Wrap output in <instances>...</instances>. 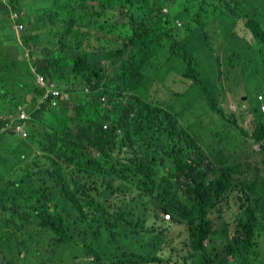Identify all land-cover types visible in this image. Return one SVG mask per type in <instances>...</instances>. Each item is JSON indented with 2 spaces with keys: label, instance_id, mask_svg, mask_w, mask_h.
Returning a JSON list of instances; mask_svg holds the SVG:
<instances>
[{
  "label": "trees",
  "instance_id": "1",
  "mask_svg": "<svg viewBox=\"0 0 264 264\" xmlns=\"http://www.w3.org/2000/svg\"><path fill=\"white\" fill-rule=\"evenodd\" d=\"M9 5L20 14L27 7L23 37L42 53L37 65L6 62L10 80L0 81V114L34 90L35 73L94 89L80 91L72 108L68 102L50 108L45 100L44 109L32 114L28 138L3 145L1 151L17 159L20 179L0 185V205L17 216V228L30 232L12 233L7 220L2 234L0 229V264H258L264 256V113L257 97L245 109L248 137L262 155L253 169L261 171L247 169L244 178L228 166L214 177L207 150L162 103L184 98L188 84L201 86L207 122L209 113L217 115L245 133L220 100L246 80L264 84V0ZM8 17L9 7L0 3V54L15 40ZM241 20L244 38L236 32ZM172 64L186 84L167 94L155 71ZM215 74L221 77L217 85ZM227 79L238 83L225 89ZM32 94L35 106L41 92ZM255 94L264 104V88ZM74 126L87 127L81 132ZM224 207L233 218L218 228L211 215ZM159 208L170 211L172 221L157 225Z\"/></svg>",
  "mask_w": 264,
  "mask_h": 264
},
{
  "label": "rangeland",
  "instance_id": "2",
  "mask_svg": "<svg viewBox=\"0 0 264 264\" xmlns=\"http://www.w3.org/2000/svg\"><path fill=\"white\" fill-rule=\"evenodd\" d=\"M40 3V2H39ZM27 18H30V15L27 14ZM31 30L33 26H30ZM243 25V20L240 21L239 26L236 28V32L241 34V38H244L246 35L245 33H248V30ZM20 36H22V33H20ZM6 33L4 32L2 38L5 39ZM255 43V41H254ZM255 46V44H253ZM14 49V47H10L7 51H11ZM20 53H18L17 58ZM245 64V65H244ZM247 64L251 65L247 62V60L244 61L243 65L246 66ZM175 64L170 65V67H164L160 71H155V75L158 76L159 81L165 88H169L170 91H164L162 90V87L158 85L156 87V91L158 93H164L167 92L171 93L173 89H182L184 88V85L186 84L185 79H183L180 76H176L175 71ZM246 71L248 68H245ZM251 69V68H250ZM264 72V71H263ZM1 73V70H0ZM216 78V85L220 81L221 77L218 75H214ZM151 78V77H150ZM152 79V78H151ZM264 79L262 80V82ZM224 86L225 89L237 84L238 80L235 82L232 80H225L222 81V86ZM244 86L242 85L239 88L233 89V91H227V95L224 96L220 100V105L222 108H225L226 110V116L230 117V112L228 110H232L238 117L239 122H243L242 127L247 132L248 135V129L247 121L250 118V114L248 112V109H245V104L248 106H255L256 105V94L255 92L260 89L264 88L263 85H255L254 83L246 80L244 81ZM173 87V88H172ZM172 88V89H171ZM187 90L185 97L180 96L178 98L171 99L170 101H166V106L170 108L173 112H175L179 118L181 125L186 128L194 137H196L203 147L207 150L208 155L210 156V164L215 167L213 170L212 175L214 177L219 175V171H217V168H221L223 166L231 167L233 172L239 173L238 176L243 177V175L240 171H245L247 169L253 170L254 173L258 174L260 173L259 170L253 169V167L256 168V161L259 159V163L261 164V158L262 155H260V152L254 153L253 151L257 150V144H255L253 147L252 140L248 139V137H245L244 135L240 134L239 131L232 126L231 124H225L224 120L217 117H212L209 113V120H214L210 125L205 124V121L202 117L203 111L206 107H208L207 100L204 98L203 89L201 86L193 85L191 87V84H188L185 87V90ZM164 91V92H163ZM166 95V94H164ZM247 98V99H246ZM242 100L244 102L241 104ZM242 110L244 113L242 114ZM49 125V122H48ZM246 125V126H245ZM87 126H80L79 128L73 127V131L76 129H79L81 132L86 129ZM2 135H5L4 133H0ZM10 141L13 143H17L16 137H11ZM167 142V141H165ZM164 142V143H165ZM6 143V142H5ZM167 149V148H165ZM0 150H3V145L0 144ZM168 150V149H167ZM252 150V152H251ZM169 151V150H168ZM166 164H170L168 159H165ZM19 167L18 161L14 156H9L5 152H0V185L2 186L6 181H16L19 177L20 179V170H17ZM239 172H238V171ZM253 174V173H252ZM263 179H264V173H263ZM263 179L261 178L260 182L262 184ZM262 196H264V188L261 192ZM228 199V197H227ZM225 204V203H224ZM7 207V204H5ZM2 204L0 205V229L1 234L4 229H6V222L7 220L11 219V225L12 229L10 230L12 233L17 230L18 234H21L23 236H27L29 231L24 230V228L21 226L17 228L16 224L21 225V223L17 220L16 216L13 215L8 210H4L2 208ZM154 207H156L154 205ZM159 211V215L163 213V210L161 208L157 209ZM154 215L152 216V219L154 220ZM211 218L214 222V225L218 228H221L225 223L232 221L233 215L232 211H230L227 207H224L222 210V213L219 215L218 213L214 212L211 215ZM183 230V229H181ZM223 234L224 232L221 231ZM39 233H36L35 236H37ZM46 237V236H45ZM182 238L177 237V242H180ZM167 244L169 247L172 246V241L168 240ZM21 256L28 255L26 251H23L20 253ZM257 264V263H254ZM258 264H264V256H261V260Z\"/></svg>",
  "mask_w": 264,
  "mask_h": 264
},
{
  "label": "clouds",
  "instance_id": "3",
  "mask_svg": "<svg viewBox=\"0 0 264 264\" xmlns=\"http://www.w3.org/2000/svg\"><path fill=\"white\" fill-rule=\"evenodd\" d=\"M0 3H3L5 5H7L9 7V19L12 25V28L15 32V40L14 41H7L4 45V50H3V54L1 55L0 58V81L3 83L7 80L10 79H6L9 74L7 73V69H6V62H9L10 60H17V61H25L29 64H34L31 63V60H34L35 64L37 65L39 59L41 58V51L40 48H36L34 46H27V42L24 39V34L26 32V25L25 23L22 22V19L24 20L25 17H27V14L30 15L29 10L27 9V7L22 8L23 11L22 14H25L23 16L20 17V13L17 12H12L10 5H9V0H0ZM168 7H165L164 10L167 11ZM180 23V22H179ZM20 33H22V36H20ZM250 44H256L253 42V39H251L249 41ZM12 44H17L16 47H14ZM10 47H14V49H12L11 51L7 52L6 51L10 48ZM19 54L18 58L17 55ZM37 56V57H36ZM33 66V65H32ZM35 82H34V90H32L31 92L27 93L24 96V100L19 103L18 105L15 103H11L8 102L2 110V115L0 116V133H4L5 135L0 134V143H2V145L5 144V142H10V138L11 137H19L21 136L23 139H27L28 137V133H30V123H31V118H32V114L33 112L36 110H43L44 109V104L45 100H49L50 104H47L50 108H54L56 107L57 109L61 107V105H63L65 102H68L70 104V108H72L74 105H79V93L80 91L84 90V92L87 93H91L94 89V87H89L88 85H84V86H74L73 84H57L55 80L49 78L47 79L44 75L40 74V73H35ZM60 85V86H59ZM41 92V94L37 97V103L35 104V106H33L31 103L33 94L32 93H37V92ZM167 95V94H166ZM257 100L259 101L260 104V109L261 111L264 113V104L262 103L263 99L261 98V96H256ZM167 100H169L167 97H165ZM105 99V97L103 98V100ZM247 99V98H246ZM163 101V100H162ZM242 102H244V100H242ZM245 105V108H248L249 106L245 103H243ZM162 105L166 108V103L163 101ZM54 110V109H51ZM207 109L205 108V110L203 111L202 117L205 121V124H210L212 122V120H209L207 122V114H206ZM170 113H175L173 112L171 109L169 111ZM249 112V111H248ZM175 115L177 116V119L180 120L179 116L175 113ZM251 117V116H250ZM250 119V118H249ZM248 119V120H249ZM239 126L243 129L242 124L243 122H239L238 123ZM246 126V125H245ZM76 127V126H75ZM237 129V127H235ZM246 128L248 129V134H249V130H250V126L248 124L247 121V126ZM239 131L240 134L244 135L245 137H248L247 132L245 131V133H242L240 131V129H237ZM248 139H250L248 137ZM255 144L252 141V145L251 147H253ZM257 150H255L256 152H259V147L260 145L257 144ZM1 152V150H0ZM17 170H19V167L17 168ZM238 171V170H237ZM252 171V170H250ZM239 172V171H238ZM240 172H244V171H240ZM17 188V187H16ZM17 189H22L21 187H18ZM228 202H231L232 204H234V202L232 200H227L225 201V205H227ZM235 209V207H234ZM233 214V213H232ZM169 216V217H168ZM17 217V216H16ZM159 219H157L155 222L157 223V225H161L162 223V219L164 221H172L173 218V214L169 211V212H163L161 214V216L159 215ZM36 233H40V232H36Z\"/></svg>",
  "mask_w": 264,
  "mask_h": 264
},
{
  "label": "built area",
  "instance_id": "4",
  "mask_svg": "<svg viewBox=\"0 0 264 264\" xmlns=\"http://www.w3.org/2000/svg\"><path fill=\"white\" fill-rule=\"evenodd\" d=\"M169 217V216H168Z\"/></svg>",
  "mask_w": 264,
  "mask_h": 264
}]
</instances>
